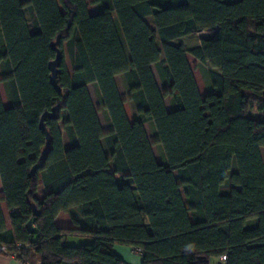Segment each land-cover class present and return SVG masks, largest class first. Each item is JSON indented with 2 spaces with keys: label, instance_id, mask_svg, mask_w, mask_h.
<instances>
[{
  "label": "trees",
  "instance_id": "16d2710c",
  "mask_svg": "<svg viewBox=\"0 0 264 264\" xmlns=\"http://www.w3.org/2000/svg\"><path fill=\"white\" fill-rule=\"evenodd\" d=\"M91 3L94 15L86 0H0V248L22 264H126L116 246L140 264H264V0ZM188 55L210 69L203 97ZM42 117L51 148L31 175Z\"/></svg>",
  "mask_w": 264,
  "mask_h": 264
},
{
  "label": "rangeland",
  "instance_id": "374dc122",
  "mask_svg": "<svg viewBox=\"0 0 264 264\" xmlns=\"http://www.w3.org/2000/svg\"><path fill=\"white\" fill-rule=\"evenodd\" d=\"M87 1L88 2H91V0H87ZM24 14H25L26 20L28 21V24H29L30 21H29V15L27 13V10H24ZM211 34H212V30H205V31L195 32V33H192L190 36L183 37V38H180L178 40L173 41L172 44H174V45H181L184 48H186V50L187 49H191L194 45H197L202 39L209 38L211 36ZM188 57L190 58L191 56L188 55ZM64 60H65V63L67 65V67H69V59H68V56H67L66 53H65V56H64ZM191 63H195V62H193L191 60ZM151 69H152V72L154 73V76H155L157 85H158L160 91H162L163 90V86H162V84L160 82V79L158 77V74H157V71H156L155 66H152ZM207 69H209L207 66L199 65V64H197L194 67V75L196 77L197 87H198V90H199V93H200L201 96L207 90L206 89V87H207V81H208V77H207L208 70ZM0 77H1V71H0ZM89 89H90L89 92H90L91 99H92V102L94 104V107L96 109L99 107V109H100L101 107H100V103H99V97H96L97 95H95V93L93 92L94 91L93 88H89ZM0 96H1V99H2L3 105L4 106L8 105L7 88H6V86H5L4 83H1L0 84ZM165 104H167V105L170 106L168 99H165ZM99 111L97 109V116L98 117L100 116L101 125L103 126L104 129H106L105 128L106 122L104 120L102 111H100L101 113ZM251 114L252 115H255L254 112H251ZM146 133H147V136H148L149 141L152 142V152H153V155H154L155 160L157 162H163V155H162L161 149H160L159 145H157V144L154 143V141H155V134H156L155 133V129H154V132H153V129H152L151 126H149V127L146 126ZM261 156H262V159H263V162H264V148H262V150H261ZM58 221H60V223H63V224H68L69 223L68 215H65V216L60 217V219Z\"/></svg>",
  "mask_w": 264,
  "mask_h": 264
},
{
  "label": "crops",
  "instance_id": "0c3cea01",
  "mask_svg": "<svg viewBox=\"0 0 264 264\" xmlns=\"http://www.w3.org/2000/svg\"><path fill=\"white\" fill-rule=\"evenodd\" d=\"M92 1V0H91ZM86 2H87V10H88V13L90 14V15H94V14H96V13H98V11H99V7L97 6V5H94V4H92L91 2H88L87 0H86ZM146 22L148 23V24H150L151 23V18H146ZM209 30H212V34H211V36L215 33V29H209ZM190 36V35H189ZM210 36V37H211ZM187 37V36H186ZM199 45V43L197 44V45H194L192 48H194V47H197ZM186 49V48H185ZM187 50H189V49H187ZM187 59H188V62H189V64H190V66L192 67V71H193V75H194V67L197 65V64H199V65H201L196 59H194L193 57H187ZM191 60L193 61V62H195V63H191ZM197 63V64H196ZM193 64V65H192ZM151 68H152V66H151ZM68 70L69 71H71V69H70V65H69V67H68ZM208 71L210 70V69H207ZM153 73V72H152ZM153 76H154V73H153ZM154 78H155V76H154ZM194 78H195V80H196V77H195V75H194ZM156 80V79H155ZM196 83H197V80H196ZM89 88H93L94 89V93H95V95H97L96 97H98V94H97V91H96V89H95V86L93 85V84H89L88 86H87V89H88V92H89ZM206 92L202 95V96H205L208 92H209V83H208V81H207V87H206ZM89 95H90V92H89ZM90 97H91V95H90ZM92 100V99H91ZM100 103V102H99ZM94 105V104H93ZM166 105V109L168 110V111H170L171 109V107L169 106V105H167V104H165ZM5 107H8V105H6ZM101 107V106H100ZM96 109V108H95ZM98 109V111L100 110V111H102V114H103V117H104V120H105V122H106V126H105V128L106 129H104L103 128V126L101 125V121H100V116L98 117V119H99V122H100V125H101V127H102V130H104V131H107V129H108V125H107V120H106V115H105V113H104V111L100 108L99 109V107L97 108ZM96 109V110H97ZM99 111V112H100ZM132 112L134 113V109L132 108ZM101 113V112H100ZM146 126H150L149 124H146V125H144V127H145V129H146ZM62 143H63V146H64V148H68L69 147V143H68V140H67V137H66V135L64 134V133H62ZM262 148H264V147H262ZM262 148H260V153H261V150H262ZM65 215H68V218H69V223L68 224H63V223H60V221H58L59 219H60V217H62V216H65ZM75 218V216H74V214H73V212L72 211H69V212H67V213H61V214H59L57 217H56V219H55V224L56 225H64V226H68V225H71L72 224V220ZM77 243H79V241H72V244H77ZM81 243V242H80ZM114 252H115V254H117L118 255V257H120L126 264H140L141 263V256H140V254H138L137 253V251L136 250H134V249H132V248H130V247H123V246H116L115 248H114ZM137 253V254H136ZM135 254V255H134ZM0 264H22V263H20L19 261H17L15 258H13L12 256H10L7 252H6V250L4 249V248H0Z\"/></svg>",
  "mask_w": 264,
  "mask_h": 264
},
{
  "label": "water",
  "instance_id": "95a60500",
  "mask_svg": "<svg viewBox=\"0 0 264 264\" xmlns=\"http://www.w3.org/2000/svg\"><path fill=\"white\" fill-rule=\"evenodd\" d=\"M51 49L55 52V57L52 61L49 62L48 64V69L50 71V79L49 82L51 84V86L56 90L57 93H60L61 90L57 85V73H58V67L62 61V55L60 50L57 48V42H54L50 45ZM39 128L41 130V132L44 134L45 136V147L41 152L39 161L37 164H35L31 171L30 174L33 175L38 169H41L44 165V162L46 160L47 154L50 151V136L48 131L46 130L44 124H43V117L40 119V123H39ZM32 214L33 216H38V213L36 212V208L35 206H32ZM26 229L30 232L33 233L34 229L32 227L31 221H28L26 224ZM217 264H222L221 262H218Z\"/></svg>",
  "mask_w": 264,
  "mask_h": 264
},
{
  "label": "built area",
  "instance_id": "2783aa9c",
  "mask_svg": "<svg viewBox=\"0 0 264 264\" xmlns=\"http://www.w3.org/2000/svg\"><path fill=\"white\" fill-rule=\"evenodd\" d=\"M221 261H226V257L225 256H222L221 257Z\"/></svg>",
  "mask_w": 264,
  "mask_h": 264
}]
</instances>
